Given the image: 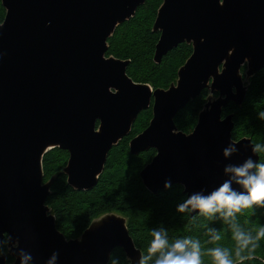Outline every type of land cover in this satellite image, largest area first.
Listing matches in <instances>:
<instances>
[{
    "label": "water",
    "instance_id": "obj_1",
    "mask_svg": "<svg viewBox=\"0 0 264 264\" xmlns=\"http://www.w3.org/2000/svg\"><path fill=\"white\" fill-rule=\"evenodd\" d=\"M1 1L0 249L7 237L10 264H20L21 250L30 264H47L56 253L53 264H110L118 248L139 264L143 254L120 215L99 217L77 239L57 229L47 205L57 177L45 183L43 160L53 149L67 151L68 185L91 191L112 149L150 108V125L129 145L132 156L156 151L140 173L151 194L178 185L188 200L231 180L247 195L225 169L260 157L251 139L233 140L234 115L223 111L242 106L249 81L264 70V0H163L154 62L185 43L193 53L177 83L154 92L128 76L129 61L107 57L108 40L147 0ZM204 90L218 97H208L192 133L179 131L177 114ZM228 148L235 150L225 156ZM189 209L190 217L200 213Z\"/></svg>",
    "mask_w": 264,
    "mask_h": 264
},
{
    "label": "trees",
    "instance_id": "obj_2",
    "mask_svg": "<svg viewBox=\"0 0 264 264\" xmlns=\"http://www.w3.org/2000/svg\"><path fill=\"white\" fill-rule=\"evenodd\" d=\"M162 3L163 0H147L134 18L116 29L108 40L107 52V57L129 61L127 74L134 82L149 84L155 90H168L175 84L179 69L193 53L191 46L181 44L169 52L160 64L154 62L160 33H154L151 28ZM5 16L6 10L0 0V24L4 22ZM147 30L148 33H145ZM207 99L208 91L204 90L177 114L175 124L179 131L186 134L193 131ZM230 114L234 115L233 140L251 139L255 147L259 145V162L264 163V70L249 81L248 93L242 106L230 104L224 109V117ZM152 117V108L142 112L133 133L110 152L105 171L98 185L91 191H76L68 185L63 173L69 160L67 151L57 148L45 155V181L57 177L47 200V205L56 217L57 229L68 240L77 239L94 220L115 213L127 219L130 236L144 257L148 255L152 232L156 230L166 234L169 244L177 239L197 241L202 264H213L209 250L216 247L227 249L234 264H264V237L255 241L259 230L264 228V203L241 208L230 217H226L223 210L190 217L189 208L183 212L178 211V207L187 200L183 187L175 185L162 190L158 195L151 194L145 188L140 173L152 162L156 151L149 150L132 156L129 144L138 132L148 128ZM235 231L250 235L257 243L255 250H251V245L240 250L234 239ZM216 236L220 238L217 240L214 238ZM6 244L7 237L1 250L6 251ZM7 261L10 264L14 259L8 256ZM110 264L130 262L124 251L118 248L114 250ZM146 264H155V257L148 259Z\"/></svg>",
    "mask_w": 264,
    "mask_h": 264
},
{
    "label": "clouds",
    "instance_id": "obj_3",
    "mask_svg": "<svg viewBox=\"0 0 264 264\" xmlns=\"http://www.w3.org/2000/svg\"><path fill=\"white\" fill-rule=\"evenodd\" d=\"M259 145L253 150L257 151ZM235 149L228 148L224 155L228 156ZM227 173H231L235 183L243 188L247 195L237 193L232 188V181H225L209 195H196L186 200L178 207V211L183 212L191 206L193 210H199L202 214L224 211L226 217L232 216L234 212H239L241 208H248L253 204L264 203V163H254L248 159L243 166L226 168ZM153 239L147 249V257L142 256L139 264H146L148 259L155 257V264H202L200 247L197 241L190 239H177L169 244L166 234L154 230ZM264 237V228H261L255 238L259 241ZM219 239V236L214 237ZM234 239L238 248L243 250L251 245L254 251L257 243L253 238L241 231L234 232ZM213 264H234L227 249L219 247L209 250ZM239 255V252L237 253ZM2 255V250H0ZM58 253L53 255L52 260L47 264H53ZM20 264H30L33 260L31 254H26L23 250L19 252Z\"/></svg>",
    "mask_w": 264,
    "mask_h": 264
},
{
    "label": "rangeland",
    "instance_id": "obj_4",
    "mask_svg": "<svg viewBox=\"0 0 264 264\" xmlns=\"http://www.w3.org/2000/svg\"><path fill=\"white\" fill-rule=\"evenodd\" d=\"M140 8V7H139ZM138 8V9H139ZM157 18V17H156ZM156 20V19H155ZM153 28H154V24H152V28H151V30L153 31ZM145 33H148V30L145 32ZM116 44H118L117 42H116ZM112 57H114V56H112ZM248 70H249V67H248V63H246V65L245 66H243L242 67V70H241V75H242V77H243V80H244V82L246 83V84H248ZM146 73V71L143 73V74H145ZM178 80V79H177ZM177 83V81L175 82V84ZM245 84V85H246ZM149 85V84H148ZM151 88H152V91L154 92L155 91V89L151 86V85H149ZM208 91V97H212L213 96V99H216L217 97H218V95H212V93H211V91L210 90H207ZM153 118V117H152ZM152 120V119H151ZM151 120H150V122H151ZM137 122V121H136ZM148 122H149V120H148ZM136 124V123H135ZM149 125H150V123H149ZM134 127H135V125H134ZM134 127H133V130H134ZM196 127V126H195ZM133 130H132V133H133ZM146 130V129H145ZM194 130V129H193ZM143 132V131H142ZM141 131L140 132H138L139 134H141L142 133ZM193 131L191 130L190 131V133H192ZM131 133V134H132ZM190 133H188V134H190ZM138 134V135H139ZM129 149H130V145H129ZM54 177H56V176H54ZM52 179V178H51ZM51 179H49L48 181H45V183H48ZM118 215V214H117ZM1 250V249H0ZM7 253H8V251H7V249H6V251H2V255H0V256H3V255H6L7 256V259H8V256L9 255H7ZM7 264H9L8 263V261H7Z\"/></svg>",
    "mask_w": 264,
    "mask_h": 264
},
{
    "label": "flooded vegetation",
    "instance_id": "obj_5",
    "mask_svg": "<svg viewBox=\"0 0 264 264\" xmlns=\"http://www.w3.org/2000/svg\"><path fill=\"white\" fill-rule=\"evenodd\" d=\"M185 44H187V43H185ZM187 45H189V44H187ZM189 46H191L192 48H193V45L192 44H190ZM218 95V94H217ZM2 251H4V250H2Z\"/></svg>",
    "mask_w": 264,
    "mask_h": 264
}]
</instances>
